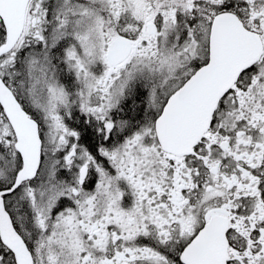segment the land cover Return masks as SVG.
Returning <instances> with one entry per match:
<instances>
[{"label": "snow or ice", "instance_id": "1", "mask_svg": "<svg viewBox=\"0 0 264 264\" xmlns=\"http://www.w3.org/2000/svg\"><path fill=\"white\" fill-rule=\"evenodd\" d=\"M0 264H264V0H0Z\"/></svg>", "mask_w": 264, "mask_h": 264}]
</instances>
